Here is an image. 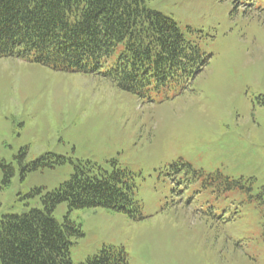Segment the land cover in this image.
Masks as SVG:
<instances>
[{
	"label": "rangeland",
	"instance_id": "1",
	"mask_svg": "<svg viewBox=\"0 0 264 264\" xmlns=\"http://www.w3.org/2000/svg\"><path fill=\"white\" fill-rule=\"evenodd\" d=\"M145 6L208 59L184 90L141 99L101 76L0 59V219L41 210L31 193L67 182L74 164L114 162L140 216L71 211L84 235L70 240L73 264L103 246L123 247L129 264H264V0ZM45 155L68 162L31 170ZM67 213L61 203L53 218Z\"/></svg>",
	"mask_w": 264,
	"mask_h": 264
},
{
	"label": "trees",
	"instance_id": "2",
	"mask_svg": "<svg viewBox=\"0 0 264 264\" xmlns=\"http://www.w3.org/2000/svg\"><path fill=\"white\" fill-rule=\"evenodd\" d=\"M145 1L0 0V59L101 76L141 99L184 90L208 59L185 40L172 19L147 9ZM67 162L65 157L45 155L30 168ZM111 164V172L90 162L74 164L67 182L44 195L39 189L31 193L40 195L41 210L0 219V264H73L70 240L84 235L69 221L71 211L106 209L139 217L131 174ZM2 169L8 184L12 171ZM61 203L67 204L68 213L58 224L53 212ZM82 264L129 263L123 247L103 246Z\"/></svg>",
	"mask_w": 264,
	"mask_h": 264
}]
</instances>
